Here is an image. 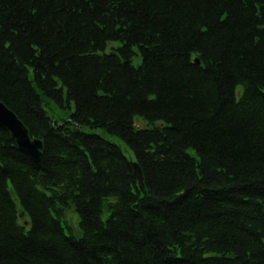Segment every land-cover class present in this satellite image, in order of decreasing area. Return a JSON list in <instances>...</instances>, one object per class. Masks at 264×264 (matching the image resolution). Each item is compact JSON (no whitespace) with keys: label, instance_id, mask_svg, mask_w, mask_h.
Here are the masks:
<instances>
[{"label":"trees","instance_id":"trees-1","mask_svg":"<svg viewBox=\"0 0 264 264\" xmlns=\"http://www.w3.org/2000/svg\"><path fill=\"white\" fill-rule=\"evenodd\" d=\"M0 100V264H264V0H0Z\"/></svg>","mask_w":264,"mask_h":264},{"label":"water","instance_id":"water-1","mask_svg":"<svg viewBox=\"0 0 264 264\" xmlns=\"http://www.w3.org/2000/svg\"><path fill=\"white\" fill-rule=\"evenodd\" d=\"M0 127L9 131L19 149L35 161L42 156L43 142L38 137H32L29 128L17 113L0 100ZM134 175L139 183H144L142 168L137 161H132Z\"/></svg>","mask_w":264,"mask_h":264},{"label":"rangeland","instance_id":"rangeland-1","mask_svg":"<svg viewBox=\"0 0 264 264\" xmlns=\"http://www.w3.org/2000/svg\"><path fill=\"white\" fill-rule=\"evenodd\" d=\"M136 63H137V59H136ZM103 130H98V132H102ZM104 135H106V136H109L112 140H114V141H117V142H119L120 144H122V141L121 140H119L117 137H115V136H113V135H110V134H108V133H106V132H104L103 133ZM123 146V145H122ZM124 147V146H123ZM125 152H126V154L127 155H130V153L127 151V150H125ZM106 215H104V217H105ZM68 220L70 221V223H71V225L72 226H77V222H78V215H77V213L74 211V210H72V209H70L69 211H68Z\"/></svg>","mask_w":264,"mask_h":264}]
</instances>
